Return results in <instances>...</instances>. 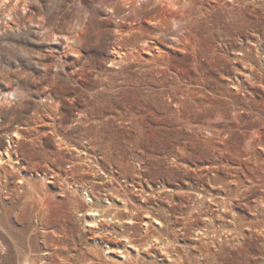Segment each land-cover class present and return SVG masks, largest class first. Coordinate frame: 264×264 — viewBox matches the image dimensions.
Returning a JSON list of instances; mask_svg holds the SVG:
<instances>
[{"label":"rangeland","instance_id":"1","mask_svg":"<svg viewBox=\"0 0 264 264\" xmlns=\"http://www.w3.org/2000/svg\"><path fill=\"white\" fill-rule=\"evenodd\" d=\"M0 264H264V0H0Z\"/></svg>","mask_w":264,"mask_h":264}]
</instances>
